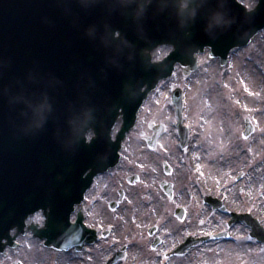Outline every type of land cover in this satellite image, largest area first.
<instances>
[{
  "label": "rangeland",
  "instance_id": "obj_1",
  "mask_svg": "<svg viewBox=\"0 0 264 264\" xmlns=\"http://www.w3.org/2000/svg\"><path fill=\"white\" fill-rule=\"evenodd\" d=\"M168 50L161 46L152 56L160 59ZM197 61V70L188 78H181L176 66L169 79L159 82L143 101L128 136L149 134L147 124L154 122L164 125V141L172 139L175 120L169 93L172 87H180L184 124L192 140L190 153L199 161L203 192L224 198L235 211L251 213L264 226V30L245 48L229 53L223 68L214 59L206 60V52ZM245 116L255 127L248 138L241 136ZM211 217L223 228V217ZM242 232H246V248L235 252L233 261L238 257L245 258L246 264H264V248L248 237L247 228Z\"/></svg>",
  "mask_w": 264,
  "mask_h": 264
},
{
  "label": "flooded vegetation",
  "instance_id": "obj_2",
  "mask_svg": "<svg viewBox=\"0 0 264 264\" xmlns=\"http://www.w3.org/2000/svg\"><path fill=\"white\" fill-rule=\"evenodd\" d=\"M136 155L125 152L106 184L86 193L84 228L67 238L77 246L50 249L27 235L5 251L0 264H226L228 255L219 251L218 240L209 241L205 250L203 244L180 248L187 237L202 235V198L195 185L183 182L174 156ZM188 192L193 196L189 204Z\"/></svg>",
  "mask_w": 264,
  "mask_h": 264
},
{
  "label": "clouds",
  "instance_id": "obj_3",
  "mask_svg": "<svg viewBox=\"0 0 264 264\" xmlns=\"http://www.w3.org/2000/svg\"><path fill=\"white\" fill-rule=\"evenodd\" d=\"M261 2H262V0H240V3L242 4L241 8L243 10V16L246 18H251L252 15L256 12V10L259 8ZM230 23H231V21L224 20L222 16H215L212 18V21L209 24V28H211L213 24H215L217 26H222V25H228ZM255 29H257V27L254 26V22L251 21V19H249V27L246 29L244 34L251 32L252 30H255ZM114 38H116V39L119 38L118 32L114 33ZM213 47L214 46L211 43L203 44V45H199V46L195 47L190 53V58L193 61V63H195L197 57L204 54V49H212ZM172 51H175L174 46H172L170 48L169 55L171 54ZM161 63H163V61H161ZM118 109H124V106L120 105L118 107ZM118 109H117V117L119 115ZM42 121H43L42 114H37V120H36L35 124L33 125V127L40 128L42 126ZM80 132H83V130L81 129ZM81 138L84 140V142L86 144H91L92 140L95 139V136L91 133H83ZM108 142H109V144L114 145L112 142V132L111 131H109V133H108ZM114 146H115L114 147V153H115L116 145H114ZM110 166L100 167L95 161H92L91 167L86 168L82 173L86 175L89 172L103 170V169L109 168Z\"/></svg>",
  "mask_w": 264,
  "mask_h": 264
},
{
  "label": "water",
  "instance_id": "obj_4",
  "mask_svg": "<svg viewBox=\"0 0 264 264\" xmlns=\"http://www.w3.org/2000/svg\"><path fill=\"white\" fill-rule=\"evenodd\" d=\"M257 11V10H256ZM261 28V27H260ZM259 28V29H260ZM256 31L257 30H254L250 35H249V37L248 38H246L244 41H243V43L242 44H246L248 41H250V40H252V38L254 37V35L256 34ZM228 51V50H227ZM227 51H225V52H223V53H221L220 55L218 54V53H216V51L214 50V49H212L211 50V56H215V55H218V56H221V58H224L225 57V55H226V53H227ZM149 50H145L144 52H142V54H141V56L144 58V59H146V61L148 60V58L150 57V54H149ZM224 60V59H223ZM179 62H181V65H182V67H183V75H188L191 71H193L195 68H196V63H193V62H191V63H189L188 61H186V60H183V61H179ZM147 63H149V61H147ZM149 65V64H148ZM170 70H171V68H170ZM170 73V71L168 72V74ZM178 91H175L174 93H173V97H175L176 96V93H177ZM142 97H145V94L143 93V95H142ZM176 98V97H175ZM140 102V101H139ZM139 102L137 103V105H136V107L134 108V110H133V112L131 113V115H130V118H129V121H128V125L129 124H131L130 126L132 127V125H133V122H134V120H135V112H136V110H137V108H138V105H139ZM117 113V112H116ZM119 113V115H118V117H117V114L115 115V120L116 119H118V118H120L121 117V112H118ZM132 122V123H131ZM246 124H245V131L243 132V135L244 136H247L251 131H252V127L250 126V124L246 121L245 122ZM129 126V127H130ZM153 129H154V132L156 133V135H159L160 134V130L162 129V126H155V127H153ZM119 148V142H118V145L116 144V150ZM116 152V151H115ZM112 165H113V163H111ZM110 164V165H111ZM111 165V166H112ZM57 180H59L60 178H61V175H58L57 177ZM82 189H83V187L81 188V191H82ZM256 234V235H255ZM252 235H254V236H260L259 235V232H258V230H257V228H254V233L252 232Z\"/></svg>",
  "mask_w": 264,
  "mask_h": 264
},
{
  "label": "bare ground",
  "instance_id": "obj_5",
  "mask_svg": "<svg viewBox=\"0 0 264 264\" xmlns=\"http://www.w3.org/2000/svg\"><path fill=\"white\" fill-rule=\"evenodd\" d=\"M58 13H60V11H56V12H55V14H58ZM40 15H41V13L35 16V18H36L37 20H39V21L41 20ZM191 18H192V16H191ZM72 20H73L74 23L76 22V19H75V18H72ZM48 23H49V22H46V23H45V26H46ZM59 23L61 24V26H60L59 28H63V20H60ZM49 27L51 28V27H53V25H49ZM49 27L47 26L48 29H49ZM39 40H41V39H39ZM42 45H43V44H42ZM106 113H108V111H107Z\"/></svg>",
  "mask_w": 264,
  "mask_h": 264
},
{
  "label": "snow or ice",
  "instance_id": "obj_6",
  "mask_svg": "<svg viewBox=\"0 0 264 264\" xmlns=\"http://www.w3.org/2000/svg\"><path fill=\"white\" fill-rule=\"evenodd\" d=\"M199 171V170H198Z\"/></svg>",
  "mask_w": 264,
  "mask_h": 264
}]
</instances>
